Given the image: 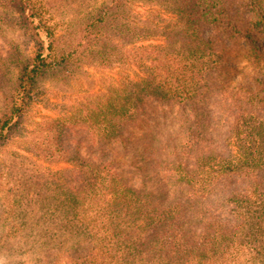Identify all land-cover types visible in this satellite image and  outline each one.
Returning <instances> with one entry per match:
<instances>
[{
	"label": "trees",
	"instance_id": "obj_1",
	"mask_svg": "<svg viewBox=\"0 0 264 264\" xmlns=\"http://www.w3.org/2000/svg\"><path fill=\"white\" fill-rule=\"evenodd\" d=\"M133 1L104 0L85 13L77 27L56 38L35 2L0 0V23L9 20L33 43L29 57L18 41H12L7 56H0V68L12 58L17 67L15 77H0V141L22 124L36 89L49 73L70 72L80 59L93 55L102 61L123 58L124 42L147 37V28L133 19ZM144 1L170 4L179 16L178 23L169 26L167 39V53L179 58L172 69L175 80L154 72V77L130 81L109 95L91 114L99 142L122 138L155 101L190 109L210 77L221 74L212 72L222 60L217 35L223 25L231 30L240 26L232 12L251 14L247 22L253 25L241 27L246 35L253 28L264 30V0ZM168 64L166 59L155 68L160 71ZM225 81H215L218 94ZM248 94L255 100L264 97L262 90ZM226 131L225 149L215 147L217 140L212 157H196L192 168L174 166L187 188H137L117 174L114 160L87 159L77 147L66 156L74 163L72 169L50 174L18 171L8 182L10 190L20 189L23 196L30 193L39 205L30 206L19 229L12 228L22 231L15 237L25 229L41 228L58 245L66 264H220L240 254L246 264H264V113L247 110ZM56 137V150L63 152L62 132ZM193 181L200 183L199 188ZM191 193L193 197L188 196ZM38 209L37 217L30 216ZM1 215L0 221L8 225L9 216ZM43 218L46 223L39 228Z\"/></svg>",
	"mask_w": 264,
	"mask_h": 264
},
{
	"label": "rangeland",
	"instance_id": "obj_2",
	"mask_svg": "<svg viewBox=\"0 0 264 264\" xmlns=\"http://www.w3.org/2000/svg\"><path fill=\"white\" fill-rule=\"evenodd\" d=\"M31 1L37 4L58 38L68 29L77 27L83 15L104 0ZM131 6L133 19H138L136 22L147 28V37L132 44L124 42L121 46L125 50L123 58L102 61L93 55L80 59L70 72L56 70L49 73L36 89L22 124L10 137L0 141V198L5 196L0 217L1 214L9 216L8 225L0 221V264H66L58 245L52 243L40 228L46 223L44 218L39 223L40 229L28 228L22 236L15 237L22 231L12 228L19 229L31 212L30 206L35 205L30 193L23 196L20 189L15 193L10 190L8 182L18 171L41 170L50 174L72 169L74 163L66 156L77 147L87 159L114 160L117 174L137 188H187L188 184L173 171L176 164L192 168L196 157H212L214 141L218 140L219 144L215 146L218 150L225 149V130L238 115L253 108L264 113V97L255 100L248 94L264 92V30L257 32L253 28L251 34L246 35L241 27L242 24L253 25L247 22L251 14L234 11V22L240 26L231 30L230 25H223V31L217 35L222 60L220 68L212 69V72L221 74L218 78L210 77L209 85L196 97L197 101L190 109L170 101H155L145 108L122 138L112 137L110 142H99L91 114L105 105L109 95L121 91L130 81L154 77V72L175 80L172 69L179 58L167 53L170 50L167 39L169 26L178 23V14L170 4L164 6L154 2L148 5L144 0H135ZM25 36L9 20L1 22L0 56H7L15 43L12 41H18L24 55L29 57L33 43ZM163 52L166 55H162ZM166 59L169 61L167 68L156 70L155 66H163ZM1 66L4 67L0 68V77H15L17 67L13 58ZM204 79L200 84H204ZM217 79H225L227 86L220 89L219 94L215 86ZM1 96L2 93L0 101ZM59 132H62L65 146L63 152L56 150ZM85 138H90V143ZM28 183L33 186L31 181ZM193 185L199 188L200 183L193 181ZM192 193L188 196L193 197ZM179 195L182 200L185 198ZM36 212L40 213V210L30 216L37 217ZM240 255L220 264H246L244 254Z\"/></svg>",
	"mask_w": 264,
	"mask_h": 264
}]
</instances>
